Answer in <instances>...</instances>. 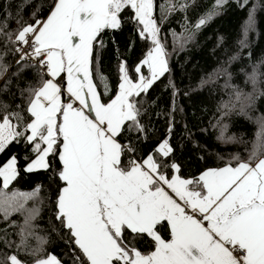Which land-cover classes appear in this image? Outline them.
<instances>
[{
    "label": "snow or ice",
    "instance_id": "6c2138e0",
    "mask_svg": "<svg viewBox=\"0 0 264 264\" xmlns=\"http://www.w3.org/2000/svg\"><path fill=\"white\" fill-rule=\"evenodd\" d=\"M153 7L154 0H53L46 19L35 18V13L32 23L18 18L15 31L0 20V35L17 45L16 52L24 51L19 45L31 49L20 61L28 56L46 69L40 86L25 90L30 121L25 122L20 112H6L0 120V153L22 137L33 146L34 154L24 171L48 170V157H58L63 186L56 199L55 219L67 230L71 264H264V158L254 162L255 150L247 161L237 156L235 166L205 170L197 179L169 178L162 170L167 165L152 154L141 161L129 157L125 163L126 152L135 149L118 137L125 131L137 135L146 131L140 122L143 112L138 98L168 70ZM170 7L175 10L177 5ZM126 8L143 25L141 38L151 37L155 47L135 67V80L120 64L119 92L105 104L90 79L89 65L96 46L103 47L98 39L101 32L119 28L120 13ZM204 23L201 19L197 27ZM142 65H147L150 77L142 74ZM62 73L66 88L56 82ZM249 80L255 90V70ZM236 102L251 105L253 95L237 92ZM0 105L9 107L4 101ZM171 151L167 140L156 149L165 157ZM171 167L178 170L176 164ZM17 175V158L12 156L0 166V214L5 221L14 213L25 216L19 243L6 235L0 236V243L27 250L29 238H34L37 247L29 254L37 256L48 241L33 224L39 209L26 205L38 197L40 189L3 191ZM161 227H167L170 239L161 236ZM0 231L7 233V229ZM144 239L152 242L149 253L136 247V241ZM0 264L24 261L11 254L0 258ZM34 264L62 262L47 255Z\"/></svg>",
    "mask_w": 264,
    "mask_h": 264
},
{
    "label": "trees",
    "instance_id": "16d2710c",
    "mask_svg": "<svg viewBox=\"0 0 264 264\" xmlns=\"http://www.w3.org/2000/svg\"><path fill=\"white\" fill-rule=\"evenodd\" d=\"M172 4L177 5L175 10H171ZM52 5L53 0H0V20H6L8 30L15 31L18 18L32 23L35 13V18L42 20ZM153 18L159 26L157 39L165 50L168 70L138 98L143 112L140 122L146 131L140 135L125 131L118 137L126 147L135 149L126 152L125 163L129 157L141 161L152 154L167 165L162 170L169 177L174 174L171 165L176 164L179 177L197 179L205 170L235 166L237 156L247 161L254 150V162L264 158V0H225L219 4L217 0H154ZM201 19L205 23L197 27ZM142 27L134 12L126 8L120 13V27L105 29L98 37L103 47L96 46L90 72L101 102H110L119 91L121 63L128 76L136 79L135 67L154 46L151 37L141 38ZM13 50L14 45L0 35V101L9 105L7 109L0 105V120L6 112H20L29 122L25 90L40 86L42 71L36 65L16 62ZM147 69L141 66L146 77ZM254 70L255 90L249 80ZM237 92L252 94L251 105L236 102ZM165 140L172 149L166 157L156 152ZM12 156L17 158L18 175L3 191L32 193L39 187L38 197L29 200L26 207L39 209L33 224L48 242L37 256L29 254L37 247L34 238H29L27 250L0 243V258L15 254L25 264H32L55 255L62 264H71L67 230L55 219L56 199L63 186L58 178L62 169L58 157H48V170L24 171L34 154L33 146L22 137L0 153V166ZM24 216L14 213L5 221L0 214V230L7 229V233L0 231V236L18 244ZM13 222L15 226H10ZM160 233L169 239L167 227H161ZM136 247L143 253L153 250L150 239L136 241Z\"/></svg>",
    "mask_w": 264,
    "mask_h": 264
},
{
    "label": "built area",
    "instance_id": "2783aa9c",
    "mask_svg": "<svg viewBox=\"0 0 264 264\" xmlns=\"http://www.w3.org/2000/svg\"><path fill=\"white\" fill-rule=\"evenodd\" d=\"M16 46H17V45H14V50H13V53L15 54V61H16V62L20 61V57H21L22 55H24L25 53H29V52H31V49H30L28 46H26V45H19L20 47H23L24 51H23V52H16V51H15V47H16ZM21 62L30 63V64L36 65L37 67L40 68V66H39V64H38V61L35 60V59H32V58H30V57H28V56H25V59H24L23 61H21ZM40 70H41L42 72L45 71V69H42V68H40ZM58 81H59L60 84L63 83L62 79H58Z\"/></svg>",
    "mask_w": 264,
    "mask_h": 264
},
{
    "label": "crops",
    "instance_id": "0c3cea01",
    "mask_svg": "<svg viewBox=\"0 0 264 264\" xmlns=\"http://www.w3.org/2000/svg\"><path fill=\"white\" fill-rule=\"evenodd\" d=\"M48 14H49V13H48ZM47 16H48V15H47ZM47 16H46L44 19H46ZM44 19H42V20H44ZM89 68H90V65H89ZM45 71H46V69H45ZM142 74H143V73H142ZM143 75H144V74H143ZM144 76H145V75H144ZM49 78H50V77H47V79H49ZM58 78H61V79H62V81H63L62 85H64V87L66 88V80H67V78H66V74H63V73H62V74H60V75L57 77L56 82H57L58 84H60L59 81H58ZM90 79L92 80V78H91V72H90ZM92 82H93V80H92ZM95 91L98 93L96 87H95ZM118 92H119V91H118ZM118 92H117V94H118ZM117 94H116V95H117ZM98 95H99V93H98ZM116 95H115V96H116ZM115 96L113 97V99L115 98ZM61 99H62V100L66 99V94H65V96H62ZM108 103H109V102H108ZM74 106H75V105H74ZM85 111H87V110H85ZM224 167H225V166H224ZM221 168H223V167H221ZM203 172H204V171H203ZM203 172H202V173H203ZM202 173H201V174H202ZM201 174H200V175H201ZM200 175H199V176H200ZM172 176H177V177H179L178 174H177V170H174V174H173ZM172 176H171V177H172ZM199 176H198V177H199ZM171 177H169V178H171ZM179 178H181V177H179ZM181 179H183V178H181ZM169 191H170V190H169ZM160 234H161V233H160ZM161 236H162V235H161ZM162 237H163V236H162ZM163 238H164V237H163ZM164 239H165V238H164ZM169 239H170V237H169ZM165 240H168V239H165ZM24 264H25V263H24ZM32 264H34V263H32Z\"/></svg>",
    "mask_w": 264,
    "mask_h": 264
},
{
    "label": "rangeland",
    "instance_id": "374dc122",
    "mask_svg": "<svg viewBox=\"0 0 264 264\" xmlns=\"http://www.w3.org/2000/svg\"><path fill=\"white\" fill-rule=\"evenodd\" d=\"M142 26H143V25H142ZM154 47H155V46H153L152 49H153ZM152 49H151V50H152ZM151 50H150V51H151ZM163 51H164V56L162 57V59H164V60L166 61V66H167V65H168V60H167L166 53H165V50H164V49H163ZM147 57H148V55L146 56V58H147ZM146 58H145V59H146ZM145 66L147 67V65H145ZM147 68H148V67H147ZM147 70H148V69H147ZM147 77H150L149 70H148ZM58 79H61V78H58ZM163 142H164V141H163ZM163 142H162V143H163ZM168 146H169V145H168ZM11 181H12V180H11ZM11 181H10V183H11Z\"/></svg>",
    "mask_w": 264,
    "mask_h": 264
}]
</instances>
